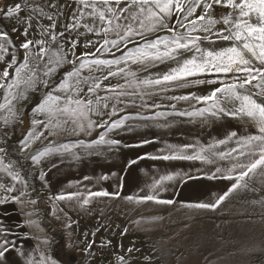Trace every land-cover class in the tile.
Masks as SVG:
<instances>
[{
	"label": "snow or ice",
	"instance_id": "1",
	"mask_svg": "<svg viewBox=\"0 0 264 264\" xmlns=\"http://www.w3.org/2000/svg\"><path fill=\"white\" fill-rule=\"evenodd\" d=\"M73 3L77 7L70 16L72 22L65 24V31L59 33L56 28L63 16V9L70 7L67 3L61 4L60 0H46L43 5L39 0H20L6 8H0V93L3 95L0 111L5 113L3 123L9 125L17 119L23 122L17 104L28 101L31 95L44 90L39 101L31 108L32 129L18 141L19 153L27 152L37 141L47 139L45 147L27 157L36 165L61 150L71 152L77 145L85 148L97 145L117 146L121 142L107 138L108 133L120 128L131 117L124 116L110 121L101 119L97 122L92 116H115L117 105L124 103V98L140 96L142 99L144 95L152 94L146 90L159 88L167 91L171 87H187L190 83L219 84V87L213 88L207 95L171 97L172 100H195L196 103L205 105L177 115H207L216 118L227 116L246 124L250 130L244 134L231 130L224 138L216 139L206 146L169 144L168 154L150 158L199 160L210 165L216 164L218 160L230 162V167H215L214 171L206 173L208 179H215L219 175L223 179L234 181L228 190L216 198L215 202L189 204L188 207L215 210L233 191L248 189L247 179L257 170L264 169V0H73ZM22 12L27 13V16L21 17ZM45 19L49 21L47 25L41 23ZM13 20L15 25L11 23ZM33 20H36L39 39L28 38ZM86 20H91L92 23H86ZM5 21L9 23L4 24ZM20 24L24 25L23 31L16 26ZM9 27L12 34L24 37L19 44V50L23 52L22 58L7 30ZM80 28L85 31L80 33ZM73 31L79 35L91 33L99 37L95 42L87 41L85 45L95 47V51H84L76 55L78 40L69 38L71 47L67 49L58 43L59 37ZM160 32L165 34L158 35ZM153 36V39H149ZM218 42H228V46L211 47ZM105 52L112 58H102L100 54ZM116 52H120V55L117 56ZM166 62H174L176 66L155 76L140 78L137 75L138 71L147 72ZM66 66L70 68L63 71L57 81L55 77ZM131 66L136 67L134 69ZM208 74H215L216 78L190 79ZM116 76L123 78L124 83L114 86L103 83ZM101 91L105 95L101 96ZM112 101L115 103H111ZM109 107L112 111L105 112ZM154 107L159 108L160 105ZM171 107L175 108V105ZM155 115L165 113L158 112ZM95 128H102L104 131L88 144L83 140L56 144L55 138L63 134L91 135ZM9 139L7 133L0 136V206L10 203L22 206L25 202L35 205V199L24 200L28 195L26 191L14 195L18 191L17 184L27 188V181L17 167L19 162L8 159ZM143 158L145 157L139 159ZM135 163V160L129 161V165ZM44 178L42 171L40 179ZM5 179H9V182L5 183ZM184 179L178 172L162 175L149 186V192L137 197L136 201L171 205V199H160L157 193L165 182H183ZM79 195V192H75L50 198L62 201ZM119 195V192L89 191L81 206L88 205L93 197ZM125 199L132 201L134 197L128 196ZM31 215L25 214L22 224L14 223L11 226L0 220V264H8V254L11 251L27 256L26 264H55L39 247L36 251L38 259H34L31 253H24L16 246L20 234L14 228L38 226L30 218ZM127 231L125 228L121 235H125ZM96 232L92 235L95 236ZM24 238L33 237L24 233ZM36 239L38 244L50 243L47 236L42 240L38 237ZM110 245L111 241H105L100 247ZM94 246L95 240H92L81 251L83 254L93 255L91 250ZM131 251L129 248L128 252ZM118 261L119 264H126L124 256H119Z\"/></svg>",
	"mask_w": 264,
	"mask_h": 264
},
{
	"label": "crops",
	"instance_id": "2",
	"mask_svg": "<svg viewBox=\"0 0 264 264\" xmlns=\"http://www.w3.org/2000/svg\"><path fill=\"white\" fill-rule=\"evenodd\" d=\"M225 46L228 42L211 47ZM231 130L244 134L250 129L227 116L189 117L177 113L132 116L120 128L108 133L107 138L121 142L117 146L85 148L80 145L71 152L61 150L51 155L36 165L45 174L41 181L52 217L63 235L46 233L50 243L45 245L38 244L36 239L45 238L42 228H14L20 234L17 248L31 253L34 259H38L39 247L55 264H80L85 257L81 250L88 242L95 240L96 243L108 230L121 234L127 228L125 235L136 241L138 254L146 260L162 256L219 264H264V169L247 179L248 189L233 191L215 210L199 209L187 205L215 202L234 182L219 175L215 179L206 176L215 167H230V162L218 160L210 165L199 160L150 158L168 154L169 144L206 146L224 138ZM145 140L150 143L143 144ZM132 160L136 163L129 165ZM177 172L185 177L184 181L165 182L157 193L160 199H171V205L136 201L149 192L154 180ZM89 191L119 192L120 195L93 197L88 205L81 206ZM75 192L80 195L72 199L50 198ZM128 196L134 199H125ZM21 208L12 203L0 206V220L9 226L22 224L26 217ZM69 224L71 227H66ZM24 233L33 238L25 239ZM27 259L15 251L8 254V264H26Z\"/></svg>",
	"mask_w": 264,
	"mask_h": 264
},
{
	"label": "rangeland",
	"instance_id": "3",
	"mask_svg": "<svg viewBox=\"0 0 264 264\" xmlns=\"http://www.w3.org/2000/svg\"><path fill=\"white\" fill-rule=\"evenodd\" d=\"M16 2H20V0H0V8H6V6L14 4ZM39 3L42 5L46 3V0H39ZM61 4L67 3L70 5V7L63 9V16L59 19L56 31L59 33L61 31H65L64 25L67 23H71L70 16L73 12V10L76 9L77 5L73 3V0H60ZM27 13H21V17H26ZM86 23L91 24V20H86ZM8 21H5L4 24H8ZM12 24L15 25V20L11 21ZM41 23L47 25L49 21L42 20ZM23 31V24L16 25ZM2 27V25H0ZM9 33L12 36V39L14 43L16 44V47L18 49V54L22 58L23 52L22 50H19V44L23 41V36H18L17 34L11 33V28L9 27L7 29ZM85 30L83 28L79 29L80 33H83ZM165 33L160 32L158 35H164ZM29 39L36 38L39 39L40 35L37 31V24L36 20L32 21V29L29 33ZM75 39L79 41L78 46L76 47V55H80V53L84 51L94 52L95 47H85L87 41H93L95 42L99 37H97L94 34L86 33L85 35H79L78 32L73 31L71 33H66L64 37L58 38V43L63 44L64 47L70 48V44L68 43V40ZM114 38V37H113ZM153 37H149V39H153ZM99 45H96L98 47ZM132 45H129L131 47ZM205 47H209V45H204ZM123 48V45H121ZM113 51H115L113 49ZM102 58L105 59H111L112 57L107 53L100 54ZM116 55L119 56L120 52H116ZM189 55V54H185ZM10 59V56L8 57ZM2 66V65H0ZM176 64L174 62H166L162 64H158L156 67L150 68L147 72L138 71L137 75L140 78H144L145 76L152 75L155 76L156 74H162L167 72L171 67H175ZM135 69L136 66H131ZM70 66H66L64 69H61L60 74H57L55 79L59 81L61 78V74L63 71L68 70ZM115 70V68H113ZM106 71V70H105ZM96 75H100L99 73H96ZM216 75L214 74H208L203 75L196 78H190V79H215ZM224 79H227L225 77H221ZM105 85L111 84L116 85L117 83L123 84L124 79L120 76L111 77L108 80L103 82ZM220 86V85H219ZM218 86V87H219ZM215 85L210 84H189L187 87H171L167 91H161L159 88L156 89H150L146 91L152 92L151 95H144L141 99L140 96L135 97H127L124 98L125 102L117 105V115L109 117L108 115L101 116H92V119L94 121L99 122L101 119L103 120H117L124 116H157L156 113H165V115L170 113H179L184 111H192L193 108H200L204 107L203 104L196 103L195 100L190 101H181V100H172L170 99L173 96H185L189 94H195V95H207L213 88H215ZM43 89H41L40 92L35 93L30 96L29 100L26 102H23L21 104H17V110L18 112L22 113L23 122L20 121V119H17L14 123L5 125L3 123V113L0 111V136H2L4 133H7L10 137L8 141L9 145V160L18 161L17 167L21 170V175L26 179L27 181V188H24L22 184H17L18 191L14 193V195H19L20 191H26L28 195L24 197L25 201H28L29 199H35L37 200V204L32 205L30 203L25 202L21 207L24 211V214L31 213V219L35 220L37 224H39L37 227L42 228L43 235L46 236V233H50L51 231L55 234L61 236L63 235V230H60V227L58 228V224L56 223V220L52 217V212L50 209V205L47 200V196L44 191V186L42 184V181L40 179V171L37 167V165H33L31 160L28 159L32 154H35L37 150L42 149L45 147L48 143L47 139H42L40 141H37L35 144H33L32 148L29 149L25 153H19V147H18V141L23 138L24 135L27 134L29 130L32 129V119L33 114L31 112V108L39 101L40 97L43 95ZM100 95L103 96L105 93L103 91L100 92ZM0 103H3V95L0 93ZM111 103H115V101H112ZM175 105V108H172L171 105ZM155 105H160L159 108L154 107ZM119 109H123L122 111H119ZM105 112H111L112 109L109 107L108 109L104 110ZM161 116V115H160ZM40 118V117H36ZM104 129L102 128H95L91 135L87 134H81L79 136H72L63 134L59 137L55 138L56 144H64V143H75L76 141L83 140L85 144L90 143L91 141L97 139L99 134L103 132ZM0 144H2V140H0ZM80 146V145H77ZM6 162H8L6 160ZM5 183L9 182V179H5ZM109 231V230H108ZM106 231V233H103L101 237L97 240L95 243V246L92 248L93 255H86L82 262L80 264H119L118 257L124 256L126 264H219L217 261L211 262L210 260L202 261V260H196V259H182V258H168V257H162V256H155V258L151 260H146V258L143 257V255L138 254L137 250H139V246L137 245L135 240H130L129 237L126 235H121L120 233L117 234L114 231ZM63 240V239H61ZM105 241H111V245L107 247L101 248L100 245L102 242ZM66 247V246H65ZM131 248L132 251L129 253L128 249Z\"/></svg>",
	"mask_w": 264,
	"mask_h": 264
}]
</instances>
